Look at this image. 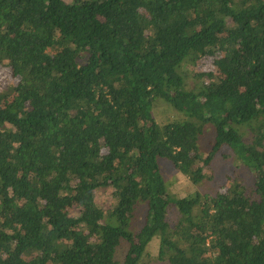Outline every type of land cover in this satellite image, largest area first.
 <instances>
[{"label":"trees","instance_id":"16d2710c","mask_svg":"<svg viewBox=\"0 0 264 264\" xmlns=\"http://www.w3.org/2000/svg\"><path fill=\"white\" fill-rule=\"evenodd\" d=\"M203 57L218 75L188 88ZM2 65L0 264H140L155 236L167 264H264V0H0ZM224 146L249 184L167 191L159 157L196 184Z\"/></svg>","mask_w":264,"mask_h":264},{"label":"rangeland","instance_id":"374dc122","mask_svg":"<svg viewBox=\"0 0 264 264\" xmlns=\"http://www.w3.org/2000/svg\"><path fill=\"white\" fill-rule=\"evenodd\" d=\"M198 72L213 73L218 75V71L215 68L211 59L203 57L199 61V65L192 66L186 65L184 67V73L186 75V82L188 88H193L196 85L201 83L199 78H195L194 74ZM12 83V77L10 72V67L8 65L0 66V91H5L10 87ZM154 116L159 122H165L168 120H175L182 118V114L173 109L168 103L164 100L158 99L154 103V108L152 110ZM248 124L235 125V128L243 136L244 139H247L245 134V127ZM215 140V128L212 124H206L203 126L201 135L198 139V147L202 156H205L210 148L213 146ZM159 171L162 174L167 191L171 194L183 197L192 195L195 193L200 194H215L218 189H220V184L227 182L228 179H236L246 184L250 183L251 173L248 167L240 162L238 157L235 154H232V150L224 146L216 154L212 163L210 164L207 173H211L208 177H205L199 183L194 184L188 176L177 172L171 161L159 157L157 159ZM226 188V187H225ZM221 187L220 191H223ZM98 201L101 204H104L105 208L109 206L110 195L109 191H103L98 196ZM147 213L146 203L138 202L136 209L134 211L133 219L130 222L129 230L137 232L140 230L144 224L145 215ZM170 217L176 214V209L171 206ZM159 238L155 236L147 245L145 254L143 255L140 264H167L166 261L160 259L159 256ZM127 252V243L122 240L120 245L116 250L115 257L119 260H122Z\"/></svg>","mask_w":264,"mask_h":264}]
</instances>
